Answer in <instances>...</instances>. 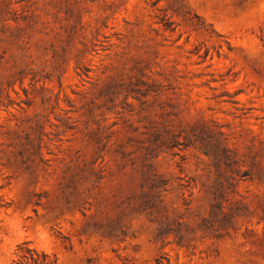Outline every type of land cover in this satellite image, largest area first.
<instances>
[{
    "label": "rangeland",
    "instance_id": "obj_1",
    "mask_svg": "<svg viewBox=\"0 0 264 264\" xmlns=\"http://www.w3.org/2000/svg\"><path fill=\"white\" fill-rule=\"evenodd\" d=\"M0 264H264V0H0Z\"/></svg>",
    "mask_w": 264,
    "mask_h": 264
}]
</instances>
